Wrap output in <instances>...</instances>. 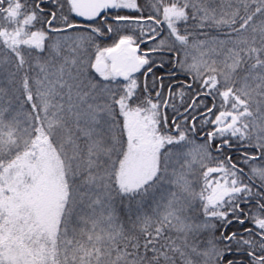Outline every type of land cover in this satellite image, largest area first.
Returning a JSON list of instances; mask_svg holds the SVG:
<instances>
[{"label":"snow or ice","instance_id":"snow-or-ice-1","mask_svg":"<svg viewBox=\"0 0 264 264\" xmlns=\"http://www.w3.org/2000/svg\"><path fill=\"white\" fill-rule=\"evenodd\" d=\"M0 264H264V0H0Z\"/></svg>","mask_w":264,"mask_h":264},{"label":"trees","instance_id":"trees-1","mask_svg":"<svg viewBox=\"0 0 264 264\" xmlns=\"http://www.w3.org/2000/svg\"><path fill=\"white\" fill-rule=\"evenodd\" d=\"M188 102L190 103L191 101H188ZM175 103L177 105H180L181 104V100L179 99V97L176 98Z\"/></svg>","mask_w":264,"mask_h":264}]
</instances>
